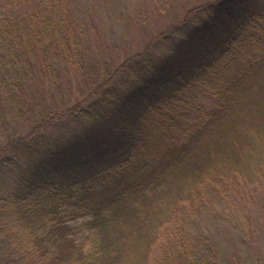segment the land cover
Listing matches in <instances>:
<instances>
[{"label": "trees", "instance_id": "obj_1", "mask_svg": "<svg viewBox=\"0 0 264 264\" xmlns=\"http://www.w3.org/2000/svg\"><path fill=\"white\" fill-rule=\"evenodd\" d=\"M86 32L72 0H0V171L21 168L0 201V264H130V238L167 205L180 215L150 264H220L186 218L208 211L207 189L227 197L219 170L231 140L251 144L247 106L264 129V0L191 5L103 66ZM63 119L83 129L50 141Z\"/></svg>", "mask_w": 264, "mask_h": 264}, {"label": "rangeland", "instance_id": "obj_2", "mask_svg": "<svg viewBox=\"0 0 264 264\" xmlns=\"http://www.w3.org/2000/svg\"><path fill=\"white\" fill-rule=\"evenodd\" d=\"M202 1L72 0V7L87 31V57L103 66L105 62L119 61L128 53L143 48L151 36L181 18L188 7ZM242 6L238 4L234 11ZM210 102L208 98V104ZM252 107L247 106L244 117L237 118L236 123L241 126L243 136L248 135L250 146L241 149L231 140L232 161H227L234 167L225 165L219 170L227 197L223 199L207 189L211 198L208 211L195 220L186 218L192 230H202L217 246L220 264H264V129L258 132L259 112ZM262 109L264 111V107ZM81 126L78 120L63 119L47 128L46 133L50 141H58L59 136L76 134L83 129ZM25 130L26 126L17 125L8 129L17 133ZM20 171L17 165L8 172L0 171V201L16 186L15 179ZM172 207L167 205L162 210L151 211L143 220L140 238L137 235L130 238V250L126 254L130 264L151 263L160 233L173 228L180 215ZM86 220L77 218L71 222L81 226L82 236L92 232L83 225Z\"/></svg>", "mask_w": 264, "mask_h": 264}]
</instances>
